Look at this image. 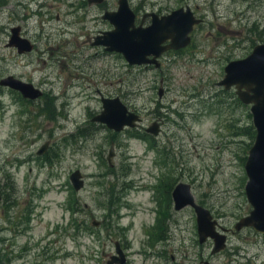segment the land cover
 <instances>
[{"label":"rangeland","instance_id":"374dc122","mask_svg":"<svg viewBox=\"0 0 264 264\" xmlns=\"http://www.w3.org/2000/svg\"><path fill=\"white\" fill-rule=\"evenodd\" d=\"M19 1L0 0V80L14 75L45 93L28 99L0 84V264H107L117 242L128 264H264V233L236 229L253 208L245 190L256 136L251 105L218 84L228 62L264 43V0H130L134 9L188 5L204 18L191 45L165 54L161 68L103 53L85 35H68L67 43L69 29L85 26L72 27L75 16L96 18L83 29L92 36L114 28L96 5L79 15L70 0L53 11L65 35L50 41L66 45L51 57L22 55L8 44L11 26L28 12L42 49L51 22L44 15L42 33L41 16ZM102 7L116 10L118 0ZM97 89L120 97L140 124L117 132L94 121L103 110ZM154 121L162 122L156 136L147 132ZM76 169L85 179L81 190L70 179ZM181 182L226 235L221 251L213 253V238L200 241L192 207L175 209L172 192Z\"/></svg>","mask_w":264,"mask_h":264},{"label":"water","instance_id":"95a60500","mask_svg":"<svg viewBox=\"0 0 264 264\" xmlns=\"http://www.w3.org/2000/svg\"><path fill=\"white\" fill-rule=\"evenodd\" d=\"M99 2L102 0H98ZM117 11H106L105 18L114 25L99 36L95 44L104 45L108 51H117L124 55L127 61L134 65L155 64L161 65L159 58L164 51L170 48L180 49L191 42V32L194 25L201 22L192 9L188 6L174 10L171 14L161 19H154L147 27L135 25V14L130 8L128 0H119ZM12 44L20 48V52L29 49L27 39L19 37V29L14 28ZM171 39L169 45L163 43ZM163 83V80L161 81ZM1 85L10 86L19 90L25 98L35 99L42 95V91L33 84L9 75L0 80ZM226 89L236 88L241 101L251 105L253 123L256 128L254 144L249 150L245 164L248 181L245 186L248 201L252 205L249 215L242 217L236 224V229L241 230L246 226H253L257 231L264 233V43L255 45L252 52L240 59L231 60L225 67V75L218 82ZM164 88H160L159 95L162 97ZM103 110L93 120L106 124L110 129L117 132L125 128H134L141 121L140 115L131 110L120 97H103ZM147 132L158 135L160 127L154 122ZM48 147L45 143L39 154H43ZM114 155L111 151L109 160ZM75 190H81L85 185V179L80 171L76 169L70 175ZM175 208L180 210L186 206H192L197 214L200 241L213 238L215 245L213 253L219 252L226 247V235L217 230V221L214 219L210 209L199 204L191 191L188 183H179L174 191ZM3 193L0 186V201ZM107 264H128L127 258L116 243V253L111 256ZM201 264H210L203 261Z\"/></svg>","mask_w":264,"mask_h":264},{"label":"flooded vegetation","instance_id":"af4514ba","mask_svg":"<svg viewBox=\"0 0 264 264\" xmlns=\"http://www.w3.org/2000/svg\"><path fill=\"white\" fill-rule=\"evenodd\" d=\"M34 1V2H33ZM59 1L60 0H42V1H40V0H30L29 2H27V1H19V4H20V6L23 8V9H28V10H31L32 11V15L34 14L33 12H35L38 16H41V19H40V28L39 29H41V32L43 33L45 30H46V25H47V20L44 18V15H46L47 16V19L51 22L49 25H47V26H49L48 27V30H47V32H46V35H45V37L47 38V35H50V37H49V39H48V41H49V43H48V45L45 47V48H43L42 46V49L41 48H39V41H38V39H36V38H34V36H33V34L36 32V34H37V38H42L41 37V34H40V31L36 28V24L33 22V20H32V18L30 17L31 15H28L29 13L28 12H24V15H23V18L21 19L22 20V25L21 24H17V26H15V25H13V26H11V35H10V38H9V46H12L14 49H17V51H18V53H20V54H22V55H24V54H33V53H35L36 51H41V53H48V55H49V57H51V56H53L56 52H58L59 50H60V48H61V46L62 45H64L65 43H64V41H63V43L62 44H60V43H58V42H56V43H54V45L53 44H51L50 43V41H53V40H55V39H57V37L59 36V35H65V33L64 32H62V33H60L59 32V30H58V27H55L53 24H54V22L52 23V21L55 19L58 23L59 22H61V16H60V13L59 12H56V14H55V16H54V9H58V7H59ZM62 1V0H61ZM129 1V4H130V8L132 9V11H133V13L135 14V25L138 27V26H144V27H147V26H149V25H151L152 23H153V20L156 18V19H161V18H163L164 16H167V15H169V14H171L174 10H176V9H180V8H187L188 7V5H185V6H183V5H180V6H178V7H176V8H166V9H164V8H160V9H151V10H146L145 8H144V6L143 7H140V6H138L137 7V9H134V8H132V5H131V2H130V0H128ZM68 8H69V6L71 7L70 9H72V11L73 12H76V13H78L79 15H81V14H84V12L83 11H90V8H91V6L92 5H96L97 6V8H98V10H99V12L101 11V12H103L104 14H103V18H102V20L103 21H106V19L107 18H105V13H106V11H117L118 9H119V6H120V4H119V0H118V7H117V9L116 10H108L107 8H105V7H102V6H104L105 5V0H102V1H98V0H70L69 2H68ZM190 7V6H189ZM191 8V7H190ZM78 11V12H77ZM198 18H200V17H198ZM81 18H77L76 16L74 17V19H73V26L72 27H75V26H80V25H82V26H84L81 30H73V29H69V32H67L66 34H67V36H66V41H67V43H68V40H70V39H72L71 37H69L68 35H73V36H76V35H78V34H80V35H85V38L86 39H88V40H90V42L92 41V39H93V41H94V39H95V41H96V39L99 37V36H101V35H103V33L104 32H106V31H108V30H105V29H98L96 32H94V34H93V36L90 34V32H88V31H83V29L84 28H86L87 30L88 29H91V27H88V22H90V21H92V25H94V24H96V18L95 17H91V19H90V21L89 20H85L84 18L82 19V21L80 20ZM11 21H12V19H10ZM109 20V19H108ZM31 21V24H32V29L30 30V29H28V28H30V25H29V22ZM203 21H204V18L203 17H201V22L199 23V24H195L194 25V28H193V31L191 32V42H190V44H188L186 47H183V48H180V49H175V48H170V49H167L166 51H164L163 52V54L161 55V57L160 58H163V56H165V54H167V53H170V52H172V51H174V50H184V49H186L189 45H191V43L193 42V37H194V33H195V30H196V27L198 26V25H200L201 23H203ZM111 22V21H110ZM68 23V21L65 23V26H66V24ZM59 26V25H58ZM113 27H114V25H113ZM9 28H10V25H9ZM14 28H17V29H19V37L20 38H24V39H27V40H29L28 41V46L30 47L29 49H25V50H23L22 52H20V48L17 46V45H15V44H12L11 42H12V35H13V33H14ZM53 28H55L56 30H55V33H56V37L54 38V36H53V38H51L52 37V32H51V30L53 29ZM110 30H112V27H111V29ZM65 40V39H64ZM47 41V42H48ZM92 41V42H93ZM94 41V42H95ZM171 39H168V40H166L164 43H163V45H169L170 43H171ZM93 42V43H94ZM92 43V44H93ZM79 45H80V42L78 43ZM95 44V43H94ZM66 45V44H65ZM97 45H99V44H97ZM101 47V49H102V51H103V53H106V51H108L107 49H106V47L104 46V45H102V46H100ZM160 58H159V60H160ZM161 61V60H160ZM151 65H154L155 67H156V65L155 64H151ZM146 66V65H145ZM146 67H148V66H146ZM162 67V64L159 66V67H157V68H161ZM14 76V75H13ZM16 77V76H15ZM18 78V77H17ZM19 79H21V78H19ZM21 80H23V79H21ZM24 82H27V81H25V80H23ZM27 83H31L30 81H28ZM31 84H33V83H31ZM34 85V84H33ZM2 86H6V85H2ZM8 88H10V89H13V90H16V89H14V88H11L10 86H7ZM35 87V86H34ZM37 88V87H36ZM41 87H38V89H40ZM226 89V88H225ZM231 89H235V92L237 91L236 90V88L235 87H232V88H230V89H227V90H231ZM41 91H42V95L40 96V97H38V98H41L43 95H44V93H45V91H43V89L41 88L40 89ZM16 91H19V90H16ZM20 92V91H19ZM97 92H99L100 93V96H101V101H102V98L103 97H108V96H104L103 94H104V92L103 93H101L102 91L100 90V89H97ZM236 94H237V92H236ZM237 96H238V94H237ZM239 97V96H238ZM28 99H31V98H28ZM36 99V98H35ZM239 99H240V97H239ZM241 100V99H240ZM244 103V102H243ZM139 114V113H138ZM141 117V116H140ZM141 121H142V118H141ZM98 122V121H97ZM154 122H158V124H159V127H160V132H159V134L161 133V131H162V127H161V125H162V122H159V121H154ZM153 122V123H154ZM102 123V122H101ZM152 123V124H153ZM140 124V123H139ZM138 124V125H139ZM151 124V125H152ZM137 125V126H138ZM150 125V126H151ZM149 126V127H150ZM148 127V128H149ZM147 128V129H148ZM158 134V135H159ZM178 185V184H177ZM176 185V186H177ZM160 187H159V190L161 189V184L159 185ZM175 186V187H176ZM175 187H174V189H175ZM174 189H173V191H174ZM172 197H173V192H172ZM200 204V203H199ZM173 205H174V207H175V200H174V198H173ZM202 205V204H201ZM186 207H192V206H186ZM186 207H184V208H186ZM184 208H182V209H180V210H183ZM193 208V207H192ZM176 209V208H175ZM194 209V208H193ZM177 210V209H176ZM180 210H178V211H180ZM195 210V209H194ZM196 212V211H195ZM202 263V262H201ZM200 263V264H201Z\"/></svg>","mask_w":264,"mask_h":264},{"label":"trees","instance_id":"16d2710c","mask_svg":"<svg viewBox=\"0 0 264 264\" xmlns=\"http://www.w3.org/2000/svg\"><path fill=\"white\" fill-rule=\"evenodd\" d=\"M254 133H255V131H254Z\"/></svg>","mask_w":264,"mask_h":264}]
</instances>
